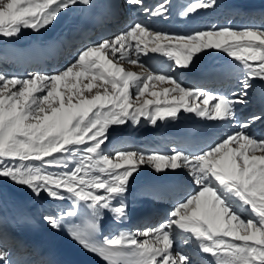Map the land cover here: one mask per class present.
Wrapping results in <instances>:
<instances>
[{
  "label": "snow or ice",
  "instance_id": "1",
  "mask_svg": "<svg viewBox=\"0 0 264 264\" xmlns=\"http://www.w3.org/2000/svg\"><path fill=\"white\" fill-rule=\"evenodd\" d=\"M90 3L0 0V36L11 38L22 29L39 32L71 6ZM126 3L149 17L164 18L170 7V0L155 6L145 0ZM216 3L194 0L184 15ZM210 49L243 67L235 100L187 86L178 75ZM149 53L173 63L158 73L141 60ZM121 61L138 65L141 72L126 71ZM257 78L264 81V26H212L182 34L154 30L142 21L82 48L60 71L17 76L0 70V177L26 186L37 198L46 194L71 201L43 220L54 230L67 227L76 243L107 264H195L188 251L179 250L181 239L210 254L215 264H264V137L250 130L261 116L239 122L198 152H106L110 126L138 125L141 118L155 126L178 119L182 110L208 121H235L236 104L246 103L251 80ZM154 81L169 86L150 92ZM145 165L157 173L187 169L196 187L159 224L97 239L105 214L114 221L128 219L130 182ZM84 209L90 210V219L82 227L72 221ZM9 256L0 248V264H11Z\"/></svg>",
  "mask_w": 264,
  "mask_h": 264
},
{
  "label": "bare ground",
  "instance_id": "2",
  "mask_svg": "<svg viewBox=\"0 0 264 264\" xmlns=\"http://www.w3.org/2000/svg\"><path fill=\"white\" fill-rule=\"evenodd\" d=\"M146 1L147 0H145V2ZM150 1L156 2L158 0ZM240 4L243 5L242 8H238V4L217 0L214 8L198 10V12L193 14V19L197 21L201 20V18L208 17L211 27L213 24L220 27L221 19L226 18L228 14L235 13L236 16H242L241 27L244 25L254 27L264 26V9H260V7L264 6V0H243ZM120 5L121 0H92L88 6L81 4V7L86 9V13H82V11L75 8L63 11L57 18V22L59 23L51 27L52 32L48 33L49 30H47V28H42L39 32L32 29H22L19 35L11 38L0 36V51H2L0 55V70L17 76H25L34 71L51 74L64 69L73 61L75 56L67 54L69 45L83 43L78 41V39L80 35L84 34L82 29L86 24L93 27L92 31L96 27L102 28L107 26L110 34L115 31H118L119 34L136 21H142L153 29L152 26L154 24H160L163 19L161 17L146 16L143 12H134L133 15L125 18L120 13ZM170 11L171 1L169 12ZM94 12L101 13V17H94ZM79 23L81 24L80 27H78ZM51 35L54 37L55 43L49 40V36ZM69 37H71V41H69ZM82 37L85 41H89L90 44H95L101 40L97 34L91 38H87L86 34ZM24 44L28 45L25 49L22 48ZM214 51L215 49H210L201 52L199 58L195 60L194 65L188 70V75L184 76L178 73L181 81L184 82L185 85L196 88L197 84L192 80V74L203 72L212 65L232 59L221 50L218 54H215ZM209 52H212V54L206 58L205 55ZM154 55L155 54L149 53L148 56H141V60L144 62L145 66L150 69L152 68V58ZM56 58L60 60V63L57 65L54 64ZM69 58L72 59L68 60ZM120 63L126 71L141 72L138 65H131L126 61H121ZM44 66H48L46 71L42 70ZM23 68H25L24 73ZM233 75L234 77L225 83L224 87L235 89L236 92H238L240 88L239 81L243 78V67H238ZM257 79L251 80L252 87L248 92L246 103L236 104V120L231 122L215 121V127L218 131L217 140H220L228 133L234 131L240 121L246 118L249 119L253 115L261 116L262 119L255 121L250 130L254 134L259 130L260 133L264 132V88L262 86H255V80ZM86 82L87 81H84V83ZM97 83L99 84L100 82L97 81ZM153 83L155 84V88L152 87ZM166 86H169L166 82H150L149 91H162V88ZM107 87L110 88V85ZM260 88L263 89V92L257 94ZM99 90L103 91L102 88ZM93 91H96V89ZM146 97L153 98L148 96L147 93ZM257 97H259V100L255 103ZM163 99L164 98L161 97V100ZM189 114L190 113H183L181 110L178 118ZM165 122L158 121L157 124L153 126L149 121L141 118L138 125H132L131 122H128L125 125L110 126V142H106V152L111 155L112 150L118 148L117 151H145L146 154L153 153L148 150V146L153 145L159 147L164 146L162 143L168 142V139L160 134ZM119 128L126 132L125 137L118 133ZM148 132H156V134L147 136ZM258 137H260V135ZM147 142L150 144L147 145ZM178 146H183V144L174 141V144L166 147L165 151L160 154H170L174 149H177ZM173 175L184 176V180L177 181L166 187L145 188L141 187L142 179H138L147 176L171 177ZM131 180H133V184L127 195L126 203L128 206L132 203H136L144 208L153 210V223L156 222V225L160 223L158 220L164 218L162 220L164 221L166 219L167 214L172 210L171 205L173 202L177 203L186 196L190 187H196L192 183L187 169H177L175 171L165 170L157 173L152 167L145 165L141 166L140 170L134 174V178ZM70 204L71 201H56L46 194L37 198L26 186H19L11 182L8 178L0 177V248L9 252V260L11 263L16 261L22 262L23 264H43L42 258L34 254L33 248L36 231L38 230L37 227H41L51 234L60 233L61 230H54L45 223L43 216L56 215L59 210L67 208ZM106 215L107 214H105L104 221L106 220ZM149 224L151 223H148L147 226ZM112 226L115 227L117 224ZM147 226L145 228H147ZM145 228H139L133 232ZM188 235L187 233L182 234V236ZM178 247L179 250L188 251L193 256L195 264H211L207 260V254L201 253L194 243L190 242L188 245H185L181 239V243Z\"/></svg>",
  "mask_w": 264,
  "mask_h": 264
},
{
  "label": "rangeland",
  "instance_id": "3",
  "mask_svg": "<svg viewBox=\"0 0 264 264\" xmlns=\"http://www.w3.org/2000/svg\"><path fill=\"white\" fill-rule=\"evenodd\" d=\"M71 8H72V6H71ZM71 8H69V10H71ZM59 22H57V24H58ZM55 24V22L53 23V24H51V26H53ZM50 26V25H49ZM184 83V82H183ZM191 86H193V85H191ZM118 132H122V130H118ZM123 135H124V133H123ZM110 137V136H109ZM118 150V148H114L113 150H112V152H111V154H113V153H115V151H117Z\"/></svg>",
  "mask_w": 264,
  "mask_h": 264
}]
</instances>
